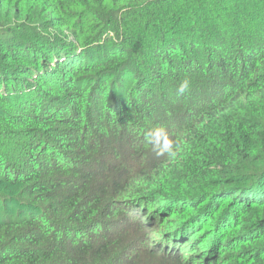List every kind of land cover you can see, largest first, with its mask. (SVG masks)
I'll use <instances>...</instances> for the list:
<instances>
[{
  "label": "trees",
  "instance_id": "1",
  "mask_svg": "<svg viewBox=\"0 0 264 264\" xmlns=\"http://www.w3.org/2000/svg\"><path fill=\"white\" fill-rule=\"evenodd\" d=\"M205 225L264 264V0H0V264H185Z\"/></svg>",
  "mask_w": 264,
  "mask_h": 264
},
{
  "label": "rangeland",
  "instance_id": "2",
  "mask_svg": "<svg viewBox=\"0 0 264 264\" xmlns=\"http://www.w3.org/2000/svg\"><path fill=\"white\" fill-rule=\"evenodd\" d=\"M183 204L184 203L180 201L177 203V206H175L173 209H170L171 206H168V207H164V210L166 212L175 211L179 206L182 207ZM165 208H168V209H165ZM180 209L181 208H179V211H181ZM143 212L145 211L143 210ZM169 216L170 217L167 220L174 221V219L177 217V214H175V212L174 213L170 212ZM162 220L157 221L155 231H149L148 241L150 244L149 243L148 244L151 248H154L155 245H158V248H159L158 242L160 241L161 237L167 234L165 237L167 238L170 234L168 233L169 229H168V226H166V221L165 220L162 221ZM201 228H202L201 233L194 234L195 239H197L198 241V244L195 247H192L190 244L185 245L187 239L179 243V251L177 254L179 256L183 255L182 261L185 264H202L203 263L202 256L204 258L206 257L207 254L214 253V252L218 254L217 250L219 249L218 244L220 242V238H219L220 235H217V232H215L214 230H211L206 225L201 226ZM164 232L165 234H163ZM196 251H199V252L197 254H193ZM204 253L206 254L204 255Z\"/></svg>",
  "mask_w": 264,
  "mask_h": 264
},
{
  "label": "clouds",
  "instance_id": "3",
  "mask_svg": "<svg viewBox=\"0 0 264 264\" xmlns=\"http://www.w3.org/2000/svg\"><path fill=\"white\" fill-rule=\"evenodd\" d=\"M190 88V81L184 79L180 82L176 89L177 95L186 93ZM145 139L151 144L154 150H158L160 153L171 152L173 147V140L170 138L167 128L163 125H158L150 128L145 133Z\"/></svg>",
  "mask_w": 264,
  "mask_h": 264
}]
</instances>
